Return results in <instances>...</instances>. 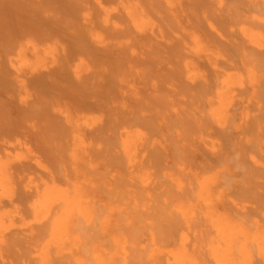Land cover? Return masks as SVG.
I'll list each match as a JSON object with an SVG mask.
<instances>
[{
  "label": "bare ground",
  "instance_id": "obj_1",
  "mask_svg": "<svg viewBox=\"0 0 264 264\" xmlns=\"http://www.w3.org/2000/svg\"><path fill=\"white\" fill-rule=\"evenodd\" d=\"M0 264H264V0H0Z\"/></svg>",
  "mask_w": 264,
  "mask_h": 264
}]
</instances>
